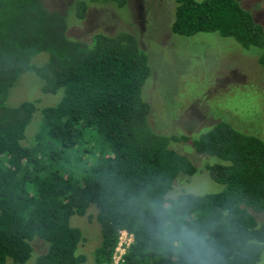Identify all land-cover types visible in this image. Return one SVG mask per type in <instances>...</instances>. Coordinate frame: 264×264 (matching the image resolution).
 Masks as SVG:
<instances>
[{
	"label": "trees",
	"instance_id": "1",
	"mask_svg": "<svg viewBox=\"0 0 264 264\" xmlns=\"http://www.w3.org/2000/svg\"><path fill=\"white\" fill-rule=\"evenodd\" d=\"M128 1L76 0L74 15L82 19L92 3L126 9ZM174 1L172 33L232 37L257 51L264 70V26L238 0ZM66 15L43 0H0V264L25 263L35 238L47 243L37 264H82V233L70 218L91 205L101 234L95 264L110 263L121 229L133 242L119 264H179L164 250L149 202L166 198L179 174L197 169L170 147L180 138L148 124L150 104L142 98L148 55L127 31L70 39ZM41 53L45 59L34 63ZM25 72L39 78L45 93L62 90L60 100L9 104ZM193 147L220 160L206 170L224 188L180 193L178 211L212 229L221 264H256L264 251V222L255 217L264 212V141L221 120Z\"/></svg>",
	"mask_w": 264,
	"mask_h": 264
},
{
	"label": "rangeland",
	"instance_id": "2",
	"mask_svg": "<svg viewBox=\"0 0 264 264\" xmlns=\"http://www.w3.org/2000/svg\"><path fill=\"white\" fill-rule=\"evenodd\" d=\"M75 1L43 0L49 9L68 14L65 19L70 39L89 41L98 31H127L148 55L151 74L142 86V98L150 104L148 124L158 133L180 138L172 140L170 147L197 169L192 175L179 174L167 195L222 191L224 185L214 181L206 170L207 165L220 160L197 153L193 141L221 120L264 141V70L257 62V51L245 49L232 37L215 31L191 36L172 33L174 0H129L122 10L108 3H92L82 19L74 15ZM238 1L264 26V0ZM44 59L45 53H41L33 62ZM61 91H41L39 78L25 72L11 88L8 102L13 105L31 100L37 107L53 105L60 100ZM37 120L38 112L26 129L27 139L36 129ZM96 212L91 205L84 215L70 218V224L82 233L77 250L86 256L82 264H95L92 253L101 241ZM255 217L258 223L264 222V212ZM32 245L33 252L23 264H37V257L47 247L37 238ZM256 264H264V251Z\"/></svg>",
	"mask_w": 264,
	"mask_h": 264
},
{
	"label": "clouds",
	"instance_id": "3",
	"mask_svg": "<svg viewBox=\"0 0 264 264\" xmlns=\"http://www.w3.org/2000/svg\"><path fill=\"white\" fill-rule=\"evenodd\" d=\"M177 193L150 201L149 207L157 221L159 239L179 264H221L218 242L209 226L197 224L186 212L178 211Z\"/></svg>",
	"mask_w": 264,
	"mask_h": 264
},
{
	"label": "built area",
	"instance_id": "4",
	"mask_svg": "<svg viewBox=\"0 0 264 264\" xmlns=\"http://www.w3.org/2000/svg\"><path fill=\"white\" fill-rule=\"evenodd\" d=\"M133 242V234L126 229H121L118 231L117 241L114 246L111 261L109 264H119L123 261L124 255L126 254L128 248Z\"/></svg>",
	"mask_w": 264,
	"mask_h": 264
}]
</instances>
